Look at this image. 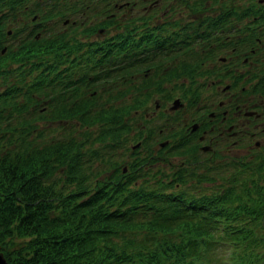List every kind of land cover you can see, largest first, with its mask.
Here are the masks:
<instances>
[{
    "label": "trees",
    "instance_id": "1",
    "mask_svg": "<svg viewBox=\"0 0 264 264\" xmlns=\"http://www.w3.org/2000/svg\"><path fill=\"white\" fill-rule=\"evenodd\" d=\"M154 1L0 0V249L10 264H264V156L207 161L172 132L161 144L141 114L154 88L111 80L150 65L127 47L149 44ZM134 6L123 31L87 38ZM242 12L229 0L223 13Z\"/></svg>",
    "mask_w": 264,
    "mask_h": 264
},
{
    "label": "flooded vegetation",
    "instance_id": "2",
    "mask_svg": "<svg viewBox=\"0 0 264 264\" xmlns=\"http://www.w3.org/2000/svg\"><path fill=\"white\" fill-rule=\"evenodd\" d=\"M236 1L242 12L243 2ZM185 2L180 7L181 0H155L149 6L148 12L161 13L153 20L149 15L145 24L151 27L149 44L127 49L140 52L138 59L150 65L111 80L141 83L143 93L154 88L148 99L154 108L142 116L144 124L157 128L161 144L169 143L172 132L177 141L187 140L206 154L207 161L225 153L238 156L242 144L264 156V0H245L239 16L223 13L229 0H198L196 11L193 0ZM136 10L124 12L125 23ZM141 24L140 32L147 29ZM152 38L163 43L166 56L152 47L158 43ZM129 61L127 54L124 63ZM179 67L182 79L175 74Z\"/></svg>",
    "mask_w": 264,
    "mask_h": 264
},
{
    "label": "rangeland",
    "instance_id": "3",
    "mask_svg": "<svg viewBox=\"0 0 264 264\" xmlns=\"http://www.w3.org/2000/svg\"><path fill=\"white\" fill-rule=\"evenodd\" d=\"M151 15H152V17L150 18V20H153L155 18V17H153V15H161V13H155V14L154 13H151ZM117 16H119L117 18V20L113 24H111L109 27H107L104 30L103 33H100V34H98V33H96V34L95 33H91V34H89L88 37L87 36H83L82 33L79 34V35H81L83 38H85V37H87V38H94L95 36H98V38H101L102 36H105V35H111V34H114L116 32H121V31L124 30L123 28L127 24L123 20V17H126V15L123 16V14L117 13ZM138 21H140V20H137V22ZM167 99L170 100V98H167ZM153 108H154V104H153V102L151 100H149V109H153ZM141 114H143V111L141 112ZM239 148L240 149L238 150V152L236 153V155H239V156L240 155L247 156L246 157L247 159H249V156L251 154L253 155V147H252V145H250V146L247 147V146H245V145L242 144V145L239 146ZM225 155H227V153H225L222 157L224 158ZM172 157H170V158H172ZM174 157H177V156H174ZM20 244H21V239L15 238V239H13V242L9 246H7V248L17 247Z\"/></svg>",
    "mask_w": 264,
    "mask_h": 264
},
{
    "label": "water",
    "instance_id": "4",
    "mask_svg": "<svg viewBox=\"0 0 264 264\" xmlns=\"http://www.w3.org/2000/svg\"><path fill=\"white\" fill-rule=\"evenodd\" d=\"M163 144V143H162ZM1 246V244H0ZM0 264H10L7 259L5 258V256L3 255L1 249H0Z\"/></svg>",
    "mask_w": 264,
    "mask_h": 264
}]
</instances>
